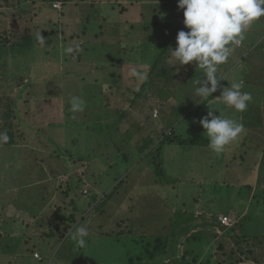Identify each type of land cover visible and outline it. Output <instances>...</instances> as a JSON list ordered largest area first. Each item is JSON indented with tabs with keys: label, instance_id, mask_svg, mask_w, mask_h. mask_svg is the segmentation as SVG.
<instances>
[{
	"label": "rangeland",
	"instance_id": "374dc122",
	"mask_svg": "<svg viewBox=\"0 0 264 264\" xmlns=\"http://www.w3.org/2000/svg\"><path fill=\"white\" fill-rule=\"evenodd\" d=\"M52 2L63 5L64 1ZM67 2L69 4L63 11L60 4H54L55 10L48 8V4H53L51 0H0V36H7L11 44H19L23 41L22 37L31 32L37 40L34 48L36 56L32 53L36 62L30 54L17 51L14 45L13 48L0 47V132L7 131L9 136L7 143L0 144V264H81L77 255L89 259L88 251L90 248L96 251L97 245L89 247L86 241V246L74 249L70 237L62 240L60 231L54 227L56 221L60 222L55 212L61 208L66 210L71 198L89 197L80 194L77 186L85 187L81 182L83 173L89 165L97 162L100 155H105L108 160V168L103 169L106 170L104 177L108 180L113 174L118 177L117 183H109L108 192L118 183L124 185L123 189L130 185L136 188L138 185H153L156 174H161L162 170L161 178L170 179V183L164 188L157 186L156 197L162 196L158 198L161 201L159 206L169 209H162L154 218L147 214L146 205L150 204L148 192L142 198L127 199L121 214L115 215L112 209L106 211L102 219L107 224L102 225L101 234L115 236H109L110 239L104 241L110 251L104 249L101 252L103 258L99 261L110 258L104 263L137 264L135 260L144 257L153 264H232L242 253L240 260L245 259L237 264H264V251L252 255L249 248L234 244L244 234L264 237V164L258 166L253 188L246 192V196L238 194L240 184L235 183L231 191L226 192L222 188L217 192L213 180H222L223 170L216 166L214 171L209 172L204 159H215L217 153L208 151L202 144L182 147L168 139L193 135L206 136L203 138L207 139L199 121L205 117L210 120L209 111L214 116H225L222 118L237 122H256L254 115L247 114L249 110L254 112L251 106L244 112H237L228 105H224L225 108L218 106L217 109L215 102L222 103L223 90L229 85L213 92L214 99L198 114L196 122L176 113L175 109L183 100L189 104L187 112L201 103L204 98L195 89L205 86L206 81V73L199 67L198 61L180 64L171 55L175 48L161 53L164 43L175 32L183 16L182 9L179 12L172 6L178 4V0ZM175 13H179L177 18ZM92 24H98L96 29ZM253 24L264 28V20L254 21ZM257 31L249 27L241 47L248 49L251 41L257 44L259 34L263 32ZM38 33L45 38L46 44L39 43ZM67 46H78L79 51L66 54ZM262 47V44L259 45V48ZM45 48L48 50L45 51ZM230 55L233 56V51ZM244 58L238 52L234 63L219 69L218 77L222 78L218 84L225 77L228 83L239 80L244 67L247 76L244 80L264 88V65L253 61L251 67L246 66L251 61ZM242 59L244 62L247 60L246 63H241ZM236 65V69H232ZM133 70L146 74V79L134 77ZM147 80L148 85L141 89L142 83ZM139 90L142 97L131 103L130 99ZM74 96L86 101L88 109L85 112L71 111L70 100ZM104 100L107 104H103ZM99 106L109 110L102 120L115 117L120 131L113 127V132H107L105 137L103 134L101 137L87 135L85 139L82 132L70 134L69 129L63 131L62 124L68 123L69 117L72 116L73 120L85 117L86 122L88 116L94 114L93 110L98 109L95 107ZM258 107L264 108V102ZM261 116L263 123L259 132L262 134L264 110ZM86 129L89 134V128ZM127 133L128 138L125 136ZM147 138L151 139V143L140 152L139 148ZM108 140H113L111 146L107 145ZM63 148L68 150L67 154L63 153ZM75 149L79 152L76 156L73 153ZM143 152H150L149 157ZM129 154L137 155L138 160L129 158L122 165L110 166ZM243 182L241 185H244ZM24 200L27 202L22 203L30 211L29 216L22 214L16 217L17 222L8 224L10 212L17 207L16 202ZM117 206L114 207L116 210ZM86 209L89 211L91 208ZM176 210L178 212L174 216L177 219L183 214L193 218L186 222L187 225L184 221L179 223L169 233L170 237L165 238L167 215ZM66 213L69 214L68 211ZM223 216L229 219L227 224L219 219ZM91 221L94 228L91 225L93 230L90 227L87 229L97 236L96 233H100L95 231L99 230L98 222ZM48 224L54 229L49 228L51 235L46 236ZM75 224L81 227L78 220ZM60 225L62 227L64 222ZM190 225L191 233H183ZM121 226L122 229L119 228ZM8 230L12 231L6 236ZM141 230L160 236L164 243L160 252L156 247L150 251L145 245L144 252L139 250L137 242L147 239L138 237ZM195 237L198 239L194 240ZM35 242H40L41 245L37 244L39 250H35ZM119 248L123 252L116 256L114 250ZM232 251L236 253L231 255ZM35 253L46 259L38 261L40 258L35 257ZM151 253H156L154 258H149ZM115 257L132 259L116 263L113 260ZM247 258H258V262Z\"/></svg>",
	"mask_w": 264,
	"mask_h": 264
},
{
	"label": "clouds",
	"instance_id": "9594fccd",
	"mask_svg": "<svg viewBox=\"0 0 264 264\" xmlns=\"http://www.w3.org/2000/svg\"><path fill=\"white\" fill-rule=\"evenodd\" d=\"M179 9L183 10V23L188 31L179 30L176 36V48L171 51L172 57L180 64L186 65L198 61L199 67L206 73L205 86L195 89V92L205 100L217 90L218 66L225 64L231 54L230 45L240 44L245 38L246 30L254 21L264 17V0H178ZM41 45L46 44L41 33L37 34ZM79 47L67 46L66 54H74ZM138 79H146V74L132 71ZM199 83V81H197ZM210 86H207L209 85ZM242 82H233L223 90V102L237 112L247 110L252 100L249 92L242 91ZM86 101L79 96L70 100L72 112H82ZM207 117L199 122L209 138V147L217 154L236 141L244 131V125L231 118L214 116L209 111ZM7 131L0 132V144L7 143ZM88 229L81 226L76 229L72 239L80 247L86 246Z\"/></svg>",
	"mask_w": 264,
	"mask_h": 264
},
{
	"label": "trees",
	"instance_id": "16d2710c",
	"mask_svg": "<svg viewBox=\"0 0 264 264\" xmlns=\"http://www.w3.org/2000/svg\"><path fill=\"white\" fill-rule=\"evenodd\" d=\"M52 1H57V0H51V3H53V4H48V5H50V6H48V8H51V9L54 8V10H55L54 4H56L58 2L54 3ZM62 1H64L63 5L60 4V3L59 4L63 8V11H65L64 8L67 7L68 4H69V2H67V1H70V0H62ZM166 3H171V2H166ZM172 6L174 7V9H179L178 6H177V3H174V5H172ZM103 7H104V5H103ZM179 12H180V9H179ZM175 15H176V18H177L179 13H175ZM183 19L184 18L182 16L180 18V21L177 23L178 25L176 27L175 32L173 34H171L169 36V39L164 43L163 49L161 51L162 54L166 53L171 48H176V36H177V33H178L179 30L183 29L185 31H188V29L185 27V25L183 23ZM92 25H93V29H96V27L98 26V24H92ZM22 40L23 41L20 42L19 44H11L9 42V39L7 38V36H4V37L0 36V47L1 46H4V47L8 46V47H12L13 48L12 45H14V47H16L15 49L17 51L25 52L24 53L25 55L30 54L32 56V60H34L35 58L33 57V55L36 56L34 54V48H35V45H36L35 42H37L36 38H34L31 35V32H30V34L28 36L22 37ZM260 45H261V43H260ZM262 46H263L262 49L264 50V40L262 41ZM47 50L48 49L45 48V51H47ZM32 53H33V55H32ZM259 55H260V53H258V55H255L254 57L255 58H259ZM260 57L263 58V60H264V53ZM34 62H36V61L34 60ZM31 63H33V62L31 61ZM232 63H233V56L231 57V55H230L228 61L225 64H222V65L218 66V70L219 69L222 70L223 68H226V67L230 66ZM156 64H157V62L155 63V65ZM246 66H250L251 67V65H246ZM242 68H243V72L244 73L242 72L241 78H239V80L238 79L237 80H238V82L242 81V83H243L242 91L249 92L252 95V100L248 103V107L251 106L252 107L251 109H253L254 112L251 113V111L249 110L247 112V114L249 116H253L254 115L256 117L255 118L256 122H255V124H253V123L250 124V123H246L247 122L246 120L243 123H242V121H240V123H242L244 125V131L240 134V136L237 138L236 141H234L231 144H229L228 146H226L225 150L222 153H220L222 155L221 164H224L223 167H221V169L223 170V172H222L223 175L221 177L222 180L214 179L213 180V182H214L213 185H214V188H215L216 191L218 189L217 192H219L220 189L222 191L223 190L222 188H224V190L226 192L227 191L229 192V191H231L233 189L234 183L235 184H240L239 189L237 190L238 194L246 196V192L250 191L253 188L252 185L254 183V178L257 175L258 166L260 164H262V165L264 164V146H263L264 145V128H263L262 134L259 132L260 130H262L261 127H262V123H263V118H262V116L259 117V115L261 114V111L263 109L258 107V106L262 105V100L264 102V88L260 87V86H255L251 82L249 83L248 81H245L244 77H247L246 76V71H245L244 67H242ZM232 69H236V67H233ZM227 77H229V75H227ZM225 78L220 80V82L218 84V88H217L218 91H220L223 88L224 85L225 86L229 85V87H230L231 83H228ZM194 79L195 78L193 77L192 81ZM237 80H235L234 82H237ZM147 85H148V80L144 81L142 83L141 89L146 88ZM140 90L139 91H135L134 96L130 99L131 103L135 102L136 100H138V99H140L142 97V94L140 93ZM180 93L181 92H179L177 95H179ZM214 95L215 94L212 93L211 96L208 97L206 100L203 99L201 101V103L199 105H197L194 108V110L191 111V112H187V110L189 108V104H187L184 100L183 101L180 100L181 103H180L179 107H177L178 109L177 108L175 109L176 113L180 114V115L183 114V115H185V117L187 119H192V120H194L196 122L197 119H198V114H200V112H202L207 107V105L214 99ZM108 98H109V96H108ZM99 101H101V99H99ZM215 103L217 104V107L220 106V108L224 107V105L227 106L223 101H222V103L221 102H215ZM103 104H107V102L104 100ZM217 109H219V107ZM108 112H109V110L106 111V112H103V114L98 113L95 116L96 120H97V123H98V120L99 119L102 120V116L107 114ZM253 113H256V114H253ZM221 117H225V116H221ZM118 118L121 119L120 116H118ZM105 122H106V124L101 122V124H98V125L99 126H101V125L104 126L105 125L107 131L109 132V134L113 132V131H111V128L113 129V127H116V130L120 131L119 126H117L119 122H117V119H115V117H113V118H111V119H109V120H107ZM74 126L78 127L77 122L74 123ZM92 127H94L93 131H91ZM197 128H198V126H197ZM89 130L91 132L90 135H92L91 137H101L100 135H101L102 127L101 128H97V124H95L94 122H93V125L89 127ZM84 135L85 136L83 137V139H85V137L87 136L86 133H84ZM125 136L128 138L129 134L127 133V134H125ZM202 138H203V136L197 137V136L193 135V136H190L188 138H181V137H176V138H172L171 137L170 138L169 137L168 139H169V142L172 143V142L175 141L178 144L182 145V147H186V145H193L194 146V145H201V144L204 145V146H207L208 145L207 139L203 138L204 140H201ZM86 141H87V138H86ZM112 141L113 140H108V144L107 145L111 146ZM197 142H199V143H197ZM150 143H151V139L147 138L145 140L144 144L139 149L143 150L144 148L149 146ZM236 146L238 147L237 149H235ZM235 150H238L239 153L236 154ZM73 153H75L74 154L75 156L77 154H79V152L76 149L74 150ZM104 156L105 155H100V158H99L101 161H99L98 163L100 165H102L101 168L104 167L107 164V160L104 158ZM125 159H126L125 155H123L120 158L121 161H123ZM120 160H118L117 163L112 164L111 166L114 167V166L118 165L121 162ZM84 175H85V177L87 179H89V177H93V174H89V170H87L84 173ZM240 177H244V178L238 179ZM169 181L170 180H167V181L165 180L163 182V186L165 187L168 183H170ZM242 181H244L243 182L244 185H241ZM81 182H83V177L81 178ZM84 182H86V181L84 180ZM77 187L80 190V194H83L82 193L83 190H82L81 186L80 187L77 186ZM111 195H112V193H111ZM218 195H219V193H218ZM81 198H82V196H80V197L76 196L75 198H71V201L68 202V204H66V207H67L66 210L61 208L62 210L60 209V210H57L55 212V214H56L55 217H58V220H60V222L56 221V225L54 227L56 228V230L58 232L60 231L61 239H63L66 235H68L71 232L70 229L73 226V223H75V221H76V217H75L76 216V211H77V207H78V204H79L78 202H79V200H81ZM243 198H245V197H243ZM92 199H93V197L90 196V198L88 200L92 201ZM108 199L109 198H103L102 201H101L100 206H102L104 203H106L108 201ZM15 205L17 207H16V209L13 212H10L11 217L9 218L8 224H13V223L17 222L16 217L17 216H21L22 214H25V216H29L28 214L30 213V211L26 208V206L23 203L16 202ZM206 208H207V206H205V209ZM66 211H68V213H69L68 215H67ZM33 215L34 214H32V216ZM62 221L64 222V225L61 227L60 223ZM22 223L26 225V223H24V222H22ZM26 226L29 227L28 224ZM51 227H52V225L49 226V224H48L47 229L45 230V235L46 236L51 235V233L48 231V229L51 228ZM122 227L123 226H121V229H122ZM238 227H240V226H238ZM241 228H243V225L241 226ZM52 229H54V228L52 227ZM11 231L12 230H8L6 232V236L10 235ZM123 232H124V230H123ZM59 236H60V234H59ZM244 236H245V234L243 235V237ZM0 239H2V238H0ZM190 239L188 240V242L190 241ZM193 239L196 240L198 238L195 237ZM254 239L255 240L252 242V245H251V247H249V249L253 252L252 255H258L259 252H263L264 251V237H258V236L256 237V235H255ZM241 241L243 242V239L240 240L239 242L237 240V242H234V244H236L238 246H241V247H245V246H243L241 244ZM41 242L42 243L44 242L43 238L41 239ZM37 244L41 245L40 242H35L33 244L35 250L36 249L39 250L37 248L38 247ZM162 246H164L163 240L161 241L160 236H158V238H156L154 247H156V249L159 251V249ZM192 249L194 250V248H192ZM235 253L236 252L232 251L231 255H234ZM241 256H242V253L238 255L237 260H234V262L232 264H237L238 262H243V259H245V258L240 260ZM232 257H234V256H232ZM45 259L46 258H40V259H37V260L43 262ZM248 259L249 260L253 259L255 261V263L258 262V258H247V260Z\"/></svg>",
	"mask_w": 264,
	"mask_h": 264
},
{
	"label": "crops",
	"instance_id": "0c3cea01",
	"mask_svg": "<svg viewBox=\"0 0 264 264\" xmlns=\"http://www.w3.org/2000/svg\"><path fill=\"white\" fill-rule=\"evenodd\" d=\"M263 20H264V17H261L260 19H258L256 21H263ZM259 23H261V22H259ZM258 26H259V24L258 25L252 24L250 26V28L258 30L257 32L263 31L262 33L259 34V40L260 41L257 44L256 43L254 44L253 41H251V43H250V45H251L250 47L251 48L249 47L248 49H244V47H241L242 44H243V41L241 42V45H239V44H233L232 46L230 45L231 48H232V51H233V60H235L236 54L238 55V52H240V53H242V58L245 57L244 59H247V60H248V58L250 59L251 63L249 65L252 66V62L253 61H255L256 63H260V64H263L264 65V60H263V58L260 57L264 53V50L262 48H259L260 43L262 44V41L264 40V28H259ZM258 53H260L259 58H255L254 56L255 55H258ZM244 59L241 60V63H246L247 60L244 62L243 61ZM233 63H234V61H233ZM235 67H237V65ZM98 99H101V97L100 98L98 97ZM262 102H263V100H262ZM95 108H98L99 110L98 109H95ZM95 108H94L95 110H93V112H92V114L93 113L94 114L92 116H88L86 122L84 120L85 117L83 119H76V120H73L72 119L73 118L72 116L69 117L68 123L65 122L64 124H62L63 125V131L69 129L70 130V134H72L74 132H82L83 134L86 133V135L89 136L91 134V132L89 131V134H88V131H87L86 127L89 128L90 126L93 125V122H94L95 124H97V128H101L102 127L101 135L103 134L104 137H105V135L108 132L107 129H106V126L105 125L104 126L103 125L99 126L98 124H101V122L106 124V122L104 120H100L99 119L98 120V123H97V120H96V117L95 116L98 113L103 114V112H106V107H104V106L100 107L99 106V107H95ZM85 109H88V108L85 106ZM85 109H84V112H85ZM262 109L264 110V108H262ZM75 122H77L78 127L74 126V123ZM203 137H206V136H203ZM207 139H208V137H207ZM207 143H208V145L205 146V147H206V149L208 151L211 152L212 149L209 147V141ZM237 148L238 147L236 146L235 149H237ZM62 151H63V153H65V152H66V154L68 153V150L66 149V151H65L64 148H63ZM139 151L140 152L145 151V148L143 150H140L139 149ZM235 151H236V154L239 153L238 150H235ZM143 155H147L146 157H149L150 152H149V154L143 152ZM136 156L137 155L132 156L131 154H129V156L126 157V155H125L126 159L123 160V161H121L119 164L122 165V162H124L126 160H129V158H133L134 161L135 160H138V159H136ZM162 158H163V155H162ZM221 158H222V155L221 154H216L215 159H212V160L204 158L205 160H207L206 163L208 164V168L207 169L209 170V172L214 171V168L216 166L223 167L224 164H221V162H222V159ZM99 161H101V160L100 159H97V162H95L93 165H89L90 168L87 167V169L89 170V174H93V177H89L90 180L87 179L85 177V175L82 176L83 177L82 184H84V186H85L83 188L81 186V188L83 190L82 193L85 194V195L84 194H82V195H84V196H87L88 195L89 197L88 198L87 197L86 198H81V200H79V202H78L79 204H78V207H77V211H76V216L75 217H76V221L78 220L79 223H81V226H83L85 228H87V227L89 228L90 227L91 230H93L92 229V226H93L92 222L93 221H91V220L94 219L95 221L98 222V226L97 227L99 229V230H95V231H100L102 229V227H103L102 225H106L107 224V223L105 224L104 220L102 219V217L107 214L106 213L107 210H111L112 209L114 211L115 215L116 214H121V212L124 211L122 209L125 206V203H126V200L127 199H131V198H142L143 195L145 193H147V192L150 195V198L148 196V198H149L148 201L150 202V204H147L146 205V207H147L146 209L148 210L147 214H149L150 216H153L152 218H154V217H156L157 215H159L161 213V210L162 209L166 208L164 206L161 207V205L159 206V203L161 201H159L158 198H162V196L160 195L158 198L156 197L157 196V193L159 191L158 189L161 188V187L164 188L163 182L165 180H163L161 178V177H163V170H162V174H158L157 173V170L155 169V172L157 173L156 174V177L157 178H154V181L153 182H155L154 184H157L156 186L154 184L153 185L144 184L142 186L137 184L138 185V188H136L137 186L131 187V185H130L129 187H125L123 189L122 186H124V185H121V184L119 185V183H118L117 186L113 187L111 189V191L108 192L109 191L108 189H110V188H108L109 183L111 181H115L116 182L117 179H118V177L115 174H113L112 177H110V180H108L106 177H104L105 176L104 173L106 172V170L103 171V169L105 167L106 168H108V167L105 165L104 167L101 168L102 165H100L98 163ZM107 163H108V160H107ZM125 163L123 165H125ZM119 164L116 165V166H119ZM127 167L129 168V166H127ZM97 173L99 174L98 176H97ZM110 176H111V174H110ZM125 178L122 180V182L125 180ZM84 180L86 182H84ZM157 186H159V188ZM91 190H92V192H90ZM111 193H112V195H111ZM163 193H164V191H163ZM90 196L93 197L92 201L88 200L90 198ZM103 198H109V199H108V201L106 203H104L102 206H100L101 201H102ZM84 199H86V200H84ZM117 200H118L117 204L115 203L116 206L118 205L117 206V210H116L114 208L115 205L112 206V205H110V203H113L114 201H117ZM139 200H141V199H139ZM70 201H71V199H70ZM20 202L21 203L22 202L24 203V202H27V201L24 200V201H20ZM154 202H155V204H154ZM67 204H68V202H67ZM92 205H94V206L92 207ZM89 207L91 209L88 211V209H86V208H89ZM134 209L136 210V207H134ZM166 209H169V208H166ZM175 212H178V210L174 211L173 214H171V215H167L168 216V220H167L168 221V224H167L168 230H167L166 236H164L165 238H169L170 237L169 233H171L172 230L176 229V227H177V225L179 223H181V222L184 221L185 224H186V222L190 221V219L193 218L192 215L183 214V215L179 216V218L177 219L174 216L175 215ZM163 214H161V216ZM168 214H170V213H168ZM119 220H122V219L119 218ZM147 221H150V219L147 220ZM120 223L121 222L117 223V225H119ZM148 223H152V221L151 222H148ZM125 225H127V224H125ZM78 227H77V225L75 223H73V226L70 229L71 232L64 237V238H66V237H70L71 238V243H72L74 249L81 248L80 246L77 245L76 241H74L72 239L73 234L75 233V231H76V229ZM186 227H188V228L187 229H184L183 230V233H188V231H189V234H190L191 231H192V226L190 225V226H186ZM93 228H94V226H93ZM119 228L121 229V227H119ZM209 231H211V230H209ZM260 231H261V227L258 228V232H260ZM88 232H89V230H88ZM101 232L102 231H100V233L97 232L96 233L97 236H93L94 233L90 232L89 235H88V237L85 238L86 241L89 242V247L91 245H97L98 248L94 252L90 248V250L88 251V255H87V258H89V259H82V258H86V256L80 257L79 255H77V258H81V259L78 260V262H80L81 264H105L104 262L106 260L109 262L110 258H105L102 261H99V258H103L101 256V252L104 251V249H105V251H110L109 250V247L107 246V243H105L104 241H107L108 239H110L109 236L113 237L115 235H113V236L110 235V234L102 235ZM256 233H257V229H256ZM154 235L155 234H152V233L147 234L143 230H141V234L138 237L139 238H142V237L145 238V237H147V239H145V240L143 239L140 242L139 241L137 242V243H139V246H138V248L140 247L139 250H141V251L144 252L143 246L145 245V246H148V248H149L148 250L152 251V249L154 248V245H155L156 238H158V235H156V236H154ZM255 235H257V234H255ZM262 235L264 236V234H262ZM117 237H119V235ZM117 237L114 238L113 240L117 239ZM240 239L241 240L243 239V242L241 241V244L243 246H245L246 248L251 247L252 242L255 240L254 239V236H251V234H245V236L243 238H240ZM240 239H238V242L240 241ZM125 244H127V242ZM183 247H184V245H183ZM114 251L116 253V256H117V254H120L121 252H123L121 250V248L115 249ZM156 253H151L149 258H154V256L156 255ZM106 255L108 256L109 253L106 254ZM138 256H139V254L136 255L135 258H138ZM129 259H132V258H125V257L124 258H117V257L113 258V260L116 263L121 262L122 260L128 261ZM135 261H136L135 263H137V264H153L149 260L146 261L144 259V257H141L140 259H137ZM251 261H252V259H251ZM252 262H254V261H252Z\"/></svg>",
	"mask_w": 264,
	"mask_h": 264
},
{
	"label": "built area",
	"instance_id": "2783aa9c",
	"mask_svg": "<svg viewBox=\"0 0 264 264\" xmlns=\"http://www.w3.org/2000/svg\"><path fill=\"white\" fill-rule=\"evenodd\" d=\"M59 4H55V6H58ZM220 220H222V222L224 223V224H227L228 222H227V217L226 216H223V217H220L219 218ZM229 220V219H228ZM35 257H37V258H40V255L38 254V253H35Z\"/></svg>",
	"mask_w": 264,
	"mask_h": 264
}]
</instances>
